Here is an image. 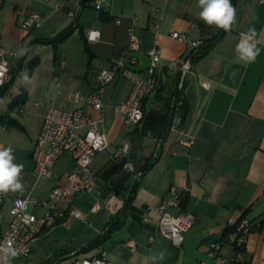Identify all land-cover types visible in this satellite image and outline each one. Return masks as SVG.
<instances>
[{
    "label": "crops",
    "instance_id": "0c3cea01",
    "mask_svg": "<svg viewBox=\"0 0 264 264\" xmlns=\"http://www.w3.org/2000/svg\"><path fill=\"white\" fill-rule=\"evenodd\" d=\"M234 7L236 22L231 31L191 63L185 54L216 28L200 19L198 0H105L100 8L79 6L77 0H65L61 8L45 0L2 1L0 46L15 48L16 54L0 97V145L11 146L14 163L24 165L22 194L31 198L47 199L52 187L64 183L74 165L64 153L54 163L50 177L39 178L34 171V146L48 105L72 108L69 92L79 90L85 95L95 90L98 72L127 51L131 35L141 51L154 46L160 49L158 85L144 98V119L140 122L126 121L121 110L132 88L131 81L121 74L105 86L101 110L80 103L88 114L102 119L99 126L109 142L90 164L97 182L90 191L73 198L80 217L68 215L43 229L31 242L29 253L12 257L10 264H66L67 260L72 264L101 251L115 264H153L151 257L161 251H165V258L155 264H212L210 243L219 241L222 253H231L224 231L242 216L251 221L253 229L240 251V264H264V4L235 0ZM32 9L42 13L43 21L29 30L22 26V20ZM68 9L76 11L75 19L68 15ZM100 9L107 12V18H101ZM71 26L72 32L55 46L42 42ZM252 27L260 54L254 63L244 64L238 59L236 45L240 33ZM89 28L99 30L97 40H86ZM173 31L185 33L189 42L172 37ZM45 46L49 49L45 48L42 58L39 51ZM25 73L28 81L23 79ZM176 89H181L180 103H185L182 114L175 106L174 117L181 120L175 126L173 118L159 139L158 129L163 126L159 117L168 110ZM124 142L129 144L127 159L137 169L157 155L140 176L112 155L113 148ZM19 193L0 194V233L10 220V206ZM171 198L175 201L169 206L172 213L193 216L181 250L156 228L158 205ZM96 202L101 206L92 209ZM124 207L119 225L99 243L82 250ZM28 210L43 212L32 202ZM131 241L135 242L133 249L128 245Z\"/></svg>",
    "mask_w": 264,
    "mask_h": 264
},
{
    "label": "built area",
    "instance_id": "2783aa9c",
    "mask_svg": "<svg viewBox=\"0 0 264 264\" xmlns=\"http://www.w3.org/2000/svg\"><path fill=\"white\" fill-rule=\"evenodd\" d=\"M3 0H0V4ZM52 1L55 8H61L65 0H45ZM264 4V0H257ZM83 0H77V4L82 5ZM105 0H93L94 6L100 8ZM99 5V7L97 6ZM68 15L76 18V11L68 9ZM43 15L37 10H29L22 20V26L26 29H35L42 24ZM119 22V19L115 20ZM94 33L100 32L98 29L89 28L85 32L87 41H95L99 36ZM245 33V32H242ZM171 36L189 42L185 33L173 31ZM241 39V33L239 41ZM257 41V38H255ZM238 41V42H239ZM255 42V41H254ZM193 44H196L193 42ZM140 50L138 40L131 35L128 49L125 53L115 58L109 68L102 69L97 74L98 86L88 94H83L79 90L71 91L67 94L68 100L74 104L72 108H63L53 103L49 104L42 117L41 128L37 136L34 151V171L39 178H47L52 175V167L60 155L67 153L74 162L73 168L66 174L62 184H56L49 192L48 198L38 200L28 195L19 193L16 195L10 206V220L0 233V248L11 247L17 251V255H27L30 251L31 242L47 227H51L69 216L80 217L81 211L72 205L73 198L82 191H90L97 182V176L90 169L93 157L99 151L109 147V142L105 131L99 126L102 119H96L88 114L83 106L89 105L94 109L101 110L103 104V93L105 86L121 74L132 83L131 91L127 99L122 103L121 110L126 121L138 123L142 120L144 111L142 108L143 98L153 91L157 85L155 76L156 67L160 58V49L157 46L146 51L150 57V67L142 73L134 72L124 64L125 54L130 51ZM16 54L15 48L6 49L0 46V87L5 84L9 77L10 61ZM129 63L135 64L137 59L128 58ZM205 86L207 83L203 82ZM171 102V106H174ZM192 142L191 140L189 143ZM129 144L124 142L112 150L115 159L122 161V166L140 176L143 171L127 159ZM18 200H27L25 208H18ZM32 202L43 209L41 214L28 210V204ZM175 204L171 198L164 200L158 205V219L156 221L157 231L169 238L173 245L181 250L185 232L193 225V216L190 213L181 212L174 214L169 210V206ZM101 206L96 202L92 209ZM1 216V214H0ZM251 221L246 217H241L237 221H232L227 228L231 230L227 234L226 242L231 246L232 252L224 254L221 251V242L212 241L208 249V255L212 258V264H240V251L245 247L248 234L251 231ZM149 239H152L150 237ZM131 249L135 242L128 243ZM3 253H0L2 257ZM0 264L3 260L0 259ZM72 264H115L107 258L105 251L91 257L75 259Z\"/></svg>",
    "mask_w": 264,
    "mask_h": 264
},
{
    "label": "clouds",
    "instance_id": "9594fccd",
    "mask_svg": "<svg viewBox=\"0 0 264 264\" xmlns=\"http://www.w3.org/2000/svg\"><path fill=\"white\" fill-rule=\"evenodd\" d=\"M200 11V19L208 26H215L224 31H231L233 24L236 22V9L232 5L231 0H198ZM99 7V5H97ZM99 36V33H94ZM256 30L254 27L249 28L245 33H241V39L236 45V53L238 59L244 64L254 63L260 54V49L256 46ZM255 41V42H254ZM23 54V52L21 53ZM23 79L28 81L27 74H23ZM14 149L11 146L4 147L0 145V194L9 192L23 193L24 185L21 179V173L24 165L22 163H14ZM18 208H25L28 201L18 200ZM3 253L0 259L3 264H10L12 257L17 256V251L11 247L0 248ZM165 251H161L158 256L151 257L153 264L157 260L165 258Z\"/></svg>",
    "mask_w": 264,
    "mask_h": 264
},
{
    "label": "trees",
    "instance_id": "16d2710c",
    "mask_svg": "<svg viewBox=\"0 0 264 264\" xmlns=\"http://www.w3.org/2000/svg\"><path fill=\"white\" fill-rule=\"evenodd\" d=\"M231 3L233 6H235V0H231ZM88 5H92L94 6L93 0H83L82 2V6H88ZM95 7V6H94ZM100 16L101 18H107L108 14L104 9H100ZM74 29V27H70L65 29L64 31H62L61 33L57 34L56 36H53L51 38H47V39H43L42 42H47V43H51L54 46L60 42L61 40H63L64 38H66ZM226 33V31L219 29V28H215V30L208 36L205 37L201 42L197 43L195 46H193L184 56V58L186 60H189L191 63L196 62L197 60H199L200 58H202L203 56H205L210 50L211 48L219 41L222 39V37L224 36V34ZM85 50L88 53V57L91 58L92 53L90 52L89 47L87 46V44L85 43ZM155 76L156 75V71H155ZM8 82V81H7ZM3 84L0 87V97L2 96V92L4 91L6 84ZM181 94V89L178 90L176 89L175 92L172 94V97L169 100V104H168V110L166 111V113L162 114L159 119L161 120V124L162 129L159 130L158 129V138L162 139L165 136V133L167 132V130H169V127L172 124L175 112H176V108L175 106L177 105L178 110L180 111V113H183V110L185 108V103H180V101L182 100V98L180 97ZM145 98V97H144ZM144 98L142 100V108L144 111ZM174 102V106H171V102ZM6 114V113H5ZM3 114L1 116V118L4 117ZM144 119V115L143 118ZM11 124H16L15 121L10 120ZM156 154L152 155L150 157V160L146 163V165H144L141 170L144 172L155 160L156 158ZM120 164L122 165V161H120ZM112 171V170H110ZM134 189L132 190V193L130 195V197L127 199L126 203L128 204V202L131 200V197L133 196L134 193ZM124 209L125 207L119 211L118 213H116V215L106 224L103 232L99 235V237H97L96 239L92 240L88 245H86L85 247L82 248L83 249H88L90 247H93L94 245H96L97 243H99V241L105 237V235L110 232L113 228L117 227L119 225V218L123 215L124 213ZM243 217V216H242ZM253 229V225H251V230ZM231 230L230 227L226 228L224 231V237L227 236V234L229 233V231Z\"/></svg>",
    "mask_w": 264,
    "mask_h": 264
},
{
    "label": "water",
    "instance_id": "95a60500",
    "mask_svg": "<svg viewBox=\"0 0 264 264\" xmlns=\"http://www.w3.org/2000/svg\"><path fill=\"white\" fill-rule=\"evenodd\" d=\"M130 57L136 58L137 62L135 64L129 63L128 58H130ZM124 64L130 70H132L134 72L142 73V72H145L150 67L151 60H150V57H149V55L147 54L146 51H141V50L130 51V52L125 54ZM187 69H188V66L186 65L184 67V71L182 72V75H181V78H180V81H179V87L180 88L183 85V81H184V78H185V70H187ZM180 120L181 119H180L179 116L174 117L175 126H177L179 124Z\"/></svg>",
    "mask_w": 264,
    "mask_h": 264
},
{
    "label": "rangeland",
    "instance_id": "374dc122",
    "mask_svg": "<svg viewBox=\"0 0 264 264\" xmlns=\"http://www.w3.org/2000/svg\"><path fill=\"white\" fill-rule=\"evenodd\" d=\"M45 48L47 49L48 48V46H45L44 48H42L39 52H40V55H41V57L43 58V56H44V53L46 52L45 51ZM49 49V48H48ZM70 263V260H67L66 261V264H69Z\"/></svg>",
    "mask_w": 264,
    "mask_h": 264
}]
</instances>
